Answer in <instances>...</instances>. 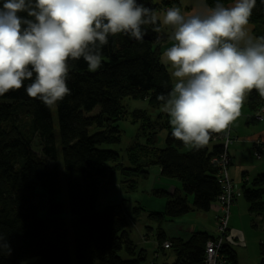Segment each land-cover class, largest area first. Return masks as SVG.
Returning <instances> with one entry per match:
<instances>
[{
  "label": "trees",
  "instance_id": "obj_1",
  "mask_svg": "<svg viewBox=\"0 0 264 264\" xmlns=\"http://www.w3.org/2000/svg\"><path fill=\"white\" fill-rule=\"evenodd\" d=\"M219 2L227 7L233 0ZM216 3L205 0L209 8ZM170 4L149 0L146 7L158 12ZM248 24L256 37L264 36V0H256ZM145 26L152 39L128 43L110 35L101 47L102 63L95 72L89 71L83 58H69L66 83L70 94L55 104L58 136L51 107L26 92L31 81L0 96V264H149L129 238L128 210L119 204L96 210L113 165L119 163L118 153L106 147L121 142L118 122L129 115L123 100L144 101L150 109H158L164 103L158 97L171 91L169 74L160 62L165 37L154 30L161 29L160 23ZM247 105L256 113L264 98L253 89ZM131 117L132 124L139 123L138 128L144 130V142L133 143L129 149L130 165L123 168L124 176L143 177L156 167L162 177L180 185L179 190H156V195L166 198L162 212L150 211L157 222V244L164 250V244L170 243L171 264H205V243L214 235L197 231L182 239L166 236L163 226L189 213H207L215 205L219 209V163L226 154L228 169L232 163L224 147L225 135L211 133L207 145L192 149L172 136L166 115L152 119L146 111H133ZM161 130L166 131L165 145L157 147L155 136ZM36 139L38 152L33 148ZM61 169L65 204L59 199ZM245 181L249 183L242 185L241 195L253 216L252 226L260 227L264 223V173ZM66 212L73 217L69 225L63 221ZM254 219H260V226ZM226 238L218 251L220 264H238ZM261 255L260 264H264L263 247Z\"/></svg>",
  "mask_w": 264,
  "mask_h": 264
},
{
  "label": "clouds",
  "instance_id": "obj_2",
  "mask_svg": "<svg viewBox=\"0 0 264 264\" xmlns=\"http://www.w3.org/2000/svg\"><path fill=\"white\" fill-rule=\"evenodd\" d=\"M255 4L233 0L226 7L217 0L191 14L171 7L158 15L138 0H3L0 96L29 80L27 94L51 107L70 94L69 58H83L95 72L110 35L142 40L143 26L159 21L172 29L173 43L162 60L175 82L158 99L170 116L172 136L200 149L211 133L227 131L247 93L255 89L264 98V36L247 28Z\"/></svg>",
  "mask_w": 264,
  "mask_h": 264
},
{
  "label": "rangeland",
  "instance_id": "obj_3",
  "mask_svg": "<svg viewBox=\"0 0 264 264\" xmlns=\"http://www.w3.org/2000/svg\"><path fill=\"white\" fill-rule=\"evenodd\" d=\"M123 104L126 106L129 115H127L125 119L118 122V127L121 131V142L117 146L106 147L107 149L115 150L118 153L119 163L113 165V167H115L113 169L112 178L109 179V182L105 185V188L102 189L96 204V210L102 211L107 205L110 204H119V206L125 209L126 212L128 210L127 230L129 238L135 244L136 249H141L144 252L149 264H153V256H157L158 250H160L162 247L157 244V240L155 238L157 222L153 221L155 219H152L153 217L151 216L150 211L162 212L166 203V198L156 195V190L167 189L169 191H173L176 188V185H179V183L175 179L162 177L160 174L157 175L158 170L156 167L149 168V174H146L143 177L139 175L136 176L134 173H132L129 177L124 176L123 168H127L130 165L129 158L131 156V151L129 155V149L133 147V143L138 142L141 144L144 142L141 138V133L144 130H141V127L140 129L138 128L139 123L132 124L131 113L133 111H146V113L152 119L157 115V113L156 110L150 109L147 103L144 101H131L124 99ZM97 112L98 108L93 111L92 115L96 114ZM51 113L55 132L57 134L55 105L51 106ZM256 119L258 120V118ZM245 124L246 123L244 121L242 126H240L241 128H238V131L242 136V138L239 139L241 145L237 151L234 152L236 156L232 157L231 163V168L234 166V170H236L234 176V187H236V190L239 191V194L237 193V195H240V198L237 201L238 206L232 208L230 211V215H235L236 217L240 218V224H238L236 228H233L231 232L233 236L238 238L235 245L233 246L235 249H238V251H240V253L244 254L245 256L248 254L250 258H260L261 248H264V223H261L262 226H260L257 222L260 227L252 226L253 222L251 220L253 219V216L248 215L247 205L243 196L241 195V187L243 184L249 183L248 181H245L246 178H243V175H248L247 178L250 181V179L262 173L258 171L256 172V170L261 166L264 167V155L261 160L257 159L256 153L252 150V145L250 142L248 143V138L246 136L251 134L254 125H261L264 123H259L255 120L248 122L247 125ZM243 134H245L246 138H243ZM165 137L166 131H159L155 136V145L157 147H163L165 145ZM245 142H247L246 145ZM33 148L37 152L40 150L38 139L34 141ZM231 148L232 145L228 147V149ZM244 164L248 166L254 165L255 169L247 170L243 174V171L240 169V167ZM58 166L60 167V164ZM227 172L228 177L232 179L229 169ZM60 175L62 181V191L59 199L65 204L66 194L62 177V169L60 171ZM134 208L137 210L133 211ZM131 212H133V214H131ZM217 215H215L214 220H212L208 212H193L176 217L172 219L170 223H167L163 226V230H165L164 234H166V236H170L174 233L178 235L184 231L197 229L195 228V225L202 223L200 225L202 231L207 232L209 235H216L215 227L218 218ZM72 219L73 217H71L68 212H66L63 216L64 223L68 225ZM228 235L229 228H227V231H225L224 237ZM169 245L170 243L167 244L168 248H165L166 244H164V250L169 251L171 248ZM122 258L124 259L126 257L122 255ZM244 263L245 260L243 258L242 264ZM72 264H75L74 261Z\"/></svg>",
  "mask_w": 264,
  "mask_h": 264
},
{
  "label": "crops",
  "instance_id": "obj_4",
  "mask_svg": "<svg viewBox=\"0 0 264 264\" xmlns=\"http://www.w3.org/2000/svg\"><path fill=\"white\" fill-rule=\"evenodd\" d=\"M159 1H161V0H159ZM165 1H168L171 4L166 6V7H164V8H161L158 12H156L158 15L162 14L168 8H171V7H179L181 9L182 13L191 14L195 10L198 9V7L200 6L201 3L206 5L205 4V0H165ZM232 3H230L228 6H230ZM160 26H161L160 33L162 34L163 37H165V41L160 45V62L167 69V72H168L169 78H170V82H171V89H172V87L174 85V82H175L173 80V78L171 77V75H170L172 69H171L169 64L165 63L162 60L163 52L166 51V49L168 47H170L172 45V43H173L169 39V36L171 35L172 29L169 26H164L162 24H160ZM247 28H248L250 34L255 36L253 26L248 24ZM247 98H248V93H247V95L245 97V100H244V102L242 104V107H241V110H240V115L230 124V126H229V128L227 129L226 132H221V134H224L225 137L228 136L229 139H230V143L227 145V150H228V155L231 158V162H232V157L236 156V154L234 152L237 151V149L241 145V142H239V139L242 138V136L240 135V133L238 131V128H241L240 126H242V123L245 121V123H246L245 125H247L248 122L255 121V120L258 121L259 123H264V120H259V119L257 120L256 119V115H258L257 113L260 110L258 112H256V113H254V112L252 113V112L249 111L248 105H247ZM152 110H156L157 115H162V116L166 115L167 116V120H168V122L170 124V116L166 112L163 111V106L159 107L158 109H152ZM170 127H171V125H170ZM249 131H250V129H249ZM246 137L248 138V143L250 142V144L252 145V150L256 154H260L259 160H261L263 155H264V124L254 125L251 134L246 136ZM246 137H245V134H243V138H246ZM246 144H247V142H245V145ZM230 145H232V148L228 149V147ZM240 169L243 171V174H244V172L247 171V170L255 169V166L254 165L248 166V165L244 164L243 166L240 167ZM157 170H156V172H157ZM262 170H264L263 166L259 167L256 170V172L258 171V172L264 173V171H262ZM229 172H230L233 184H234L235 183L234 182V180H235L234 176H235V173H236V170H234V166L232 168L231 167L229 168ZM157 175H159V170L157 172ZM247 177H248V175L245 178L247 179ZM179 188H180V185H176V188L174 190H179ZM235 190H236V187H235ZM237 193L239 194V191H237ZM239 198H240V195H237V200L231 205L230 211H231L232 208L238 206L237 201H238ZM218 212H219V209H218L217 205H215V206H213L211 208V210L208 212V214L210 215L212 220H214V217H215V215L218 214ZM247 212H248V207H247ZM248 215H250L249 212H248ZM254 220L257 223V222H259L260 219H254ZM201 224L202 223H199V224L195 225L196 226L195 228H197V229H194V230H191V231H184L183 233H179L178 235L174 233V234H171L170 236L180 237L182 239H186L189 236V234L192 233V232H197V231L201 232L202 231V229L200 228ZM238 224H240V218L236 217L235 215H230L229 214V221H228L229 235L227 236V238L225 240L226 243L232 245V248L235 251L236 256H237L238 264H242V259L243 258H244L246 264H260V261H261V258H262L261 254H260V258L259 257L250 258L248 254L245 256L244 254L240 253V251H238V249H235L233 247L235 245V243H236L238 238L236 236H233L231 231H232L233 228H236V226ZM203 232H205V231H203ZM213 235L214 234H211V236H213ZM245 257H247V258H245ZM173 259L174 258H173V254H172L171 251L163 250L161 248L160 250H158L157 256H153V264H171L173 262Z\"/></svg>",
  "mask_w": 264,
  "mask_h": 264
},
{
  "label": "built area",
  "instance_id": "obj_5",
  "mask_svg": "<svg viewBox=\"0 0 264 264\" xmlns=\"http://www.w3.org/2000/svg\"><path fill=\"white\" fill-rule=\"evenodd\" d=\"M256 118L259 120H264V105L260 108V111L257 113ZM224 147L227 148V145L230 143L229 137L223 138ZM257 159L260 158V154H256ZM229 159L227 154L223 156L219 163L221 169L219 182L222 186V194L219 198V214L217 215V223L215 227L216 235L212 239H209L206 242L205 246V264H220L219 249L223 244L225 239V231H227L230 207L233 204L234 198L237 197V192L234 189L232 180L228 177V165ZM165 248H168L167 243Z\"/></svg>",
  "mask_w": 264,
  "mask_h": 264
},
{
  "label": "water",
  "instance_id": "obj_6",
  "mask_svg": "<svg viewBox=\"0 0 264 264\" xmlns=\"http://www.w3.org/2000/svg\"><path fill=\"white\" fill-rule=\"evenodd\" d=\"M138 3H142L145 7L149 4V0H138ZM144 29H146L147 34L144 35L143 39H152V35L151 32L149 31V29H147L146 26H143ZM117 39L120 42H131L133 39H129L127 36L123 35V34H118Z\"/></svg>",
  "mask_w": 264,
  "mask_h": 264
}]
</instances>
